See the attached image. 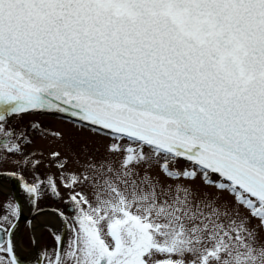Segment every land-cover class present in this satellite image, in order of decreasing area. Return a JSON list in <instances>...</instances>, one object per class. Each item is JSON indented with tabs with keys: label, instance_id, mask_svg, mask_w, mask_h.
<instances>
[{
	"label": "snow or ice",
	"instance_id": "6c2138e0",
	"mask_svg": "<svg viewBox=\"0 0 264 264\" xmlns=\"http://www.w3.org/2000/svg\"><path fill=\"white\" fill-rule=\"evenodd\" d=\"M32 113L112 141L79 173L53 152L59 185L8 174L34 210L69 192L70 235L37 264H264V0H0V160L24 154L13 121ZM22 214L0 203V264H21Z\"/></svg>",
	"mask_w": 264,
	"mask_h": 264
},
{
	"label": "flooded vegetation",
	"instance_id": "af4514ba",
	"mask_svg": "<svg viewBox=\"0 0 264 264\" xmlns=\"http://www.w3.org/2000/svg\"><path fill=\"white\" fill-rule=\"evenodd\" d=\"M38 115H46L45 113H32ZM28 115V114H26ZM60 119V118H59ZM30 126L34 123V120L38 122V119H32ZM66 121L65 119H62ZM13 124L17 131H23L18 118L13 121ZM33 132V128H31ZM46 132L42 134L39 130L35 133H26L27 139L30 143L21 141L24 144L23 155L9 156L8 161H23L26 157L28 159L27 166L17 164V169H6L0 166V171H6L10 173H17L21 175L29 184L35 183L37 178L45 179L48 176L56 178V183L60 184V169L56 166L58 161L52 158L53 152H59L61 154V160L67 159L65 145H59L58 148L50 149L49 142L52 133H59L60 137L63 135L61 130L58 129H44ZM38 136V137H35ZM44 141L47 143L45 144ZM77 154V153H76ZM77 157H81V154H77ZM39 161L38 164L33 167L34 163ZM70 161V160H69ZM1 162V160H0ZM44 167L39 166L42 164ZM47 164V165H46ZM38 165V167H37ZM83 169L76 168L71 169L67 165V172H81ZM9 173L0 175V182L8 183V189L0 186V203L5 202L10 198H15L16 201L22 205L23 214L19 220L17 228L13 234V241L15 244V251L17 257L20 259L21 264H37V259L40 254L47 251L49 254L55 247L56 241L54 239L57 234H64L65 239L70 235L64 231L63 220L58 212H64L66 215L71 216V204L68 202L69 192L66 188L60 187V196L53 195L50 191H43L42 197L38 201V206L34 210L30 204L25 192L21 188V181L14 178ZM77 191L83 192L87 195L89 200L93 199L94 189L91 186L85 185L82 188H77ZM41 216H45L43 219ZM46 264V261H45Z\"/></svg>",
	"mask_w": 264,
	"mask_h": 264
},
{
	"label": "rangeland",
	"instance_id": "374dc122",
	"mask_svg": "<svg viewBox=\"0 0 264 264\" xmlns=\"http://www.w3.org/2000/svg\"><path fill=\"white\" fill-rule=\"evenodd\" d=\"M38 119V122L34 120V123H37L40 125L41 129H58L61 130L63 135L61 137L57 136H50L49 142L46 144H50V149L58 148L59 145L66 148V154L68 156V165L71 169H76L78 167V161L79 163L84 162V153L85 151L88 153V155H94L95 160L97 163H99L103 158L108 157L110 154L107 151L108 145L112 143L111 139L108 137L100 136L96 133L91 132L87 128H82L77 126L74 123L64 121L61 119H58L56 117L48 116V115H38V114H28L23 115L18 118V121H20L21 128L23 132L25 133H35L36 130H33L31 132V126L30 123L33 121L32 119ZM33 123V124H34ZM38 137V136H35ZM145 152H148V149H144ZM81 154V157H77V154ZM123 156V153H121L119 156L112 155L111 159L113 161L117 162V166L119 165V161L121 160V157ZM70 160V161H69ZM162 161H160L161 163ZM16 163H13L12 161H4L1 160L0 166L2 168L6 169H17ZM47 165V164H46ZM173 165L172 167L175 169H183L185 167H188V165L184 161H179ZM39 166L44 167L43 163L39 164ZM38 167V165H37ZM145 166L141 165L138 169L141 173H143ZM151 175L153 177L159 176L160 180L163 181L165 184L170 185H176L178 183L184 184L187 183V181H175V180H166L164 177V174L160 171L159 165L154 164L153 167L150 170ZM90 175H95L94 173H91L89 171ZM199 183V182H197ZM89 186V185H88ZM121 188H123V185H121ZM159 194V192H158ZM164 197L161 196V199ZM230 199V198H229Z\"/></svg>",
	"mask_w": 264,
	"mask_h": 264
},
{
	"label": "bare ground",
	"instance_id": "6f19581e",
	"mask_svg": "<svg viewBox=\"0 0 264 264\" xmlns=\"http://www.w3.org/2000/svg\"><path fill=\"white\" fill-rule=\"evenodd\" d=\"M0 186L1 187H3V188H5V189H8L9 187H8V183H6V182H0ZM45 216H41V218L43 219Z\"/></svg>",
	"mask_w": 264,
	"mask_h": 264
}]
</instances>
